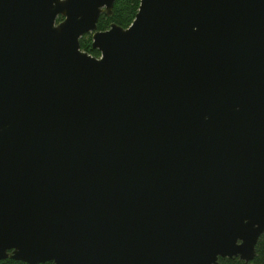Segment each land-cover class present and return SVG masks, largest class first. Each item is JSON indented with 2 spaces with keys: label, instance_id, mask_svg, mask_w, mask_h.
<instances>
[{
  "label": "water",
  "instance_id": "water-1",
  "mask_svg": "<svg viewBox=\"0 0 264 264\" xmlns=\"http://www.w3.org/2000/svg\"><path fill=\"white\" fill-rule=\"evenodd\" d=\"M116 1L0 0V260L252 261L264 0Z\"/></svg>",
  "mask_w": 264,
  "mask_h": 264
},
{
  "label": "trees",
  "instance_id": "trees-1",
  "mask_svg": "<svg viewBox=\"0 0 264 264\" xmlns=\"http://www.w3.org/2000/svg\"><path fill=\"white\" fill-rule=\"evenodd\" d=\"M141 6V0H117L113 9V14H102L98 23V30L105 31L111 28L113 24H117L124 28H128L135 21ZM60 17L58 21H62ZM82 50L88 52L95 57H101V52L93 47V34H87L81 39ZM220 264H264V235L261 236L257 244L256 257L245 262L239 258H220ZM0 264H28L22 261L13 260L11 258L0 260Z\"/></svg>",
  "mask_w": 264,
  "mask_h": 264
},
{
  "label": "rangeland",
  "instance_id": "rangeland-1",
  "mask_svg": "<svg viewBox=\"0 0 264 264\" xmlns=\"http://www.w3.org/2000/svg\"><path fill=\"white\" fill-rule=\"evenodd\" d=\"M89 35V34H88ZM91 35H92V33H91Z\"/></svg>",
  "mask_w": 264,
  "mask_h": 264
}]
</instances>
